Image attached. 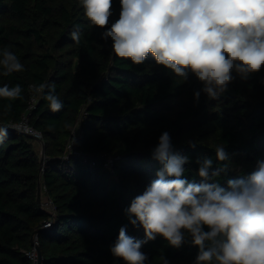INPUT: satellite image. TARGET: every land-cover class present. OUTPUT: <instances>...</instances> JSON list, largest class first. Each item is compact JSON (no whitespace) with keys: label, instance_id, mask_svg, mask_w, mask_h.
<instances>
[{"label":"trees","instance_id":"obj_1","mask_svg":"<svg viewBox=\"0 0 264 264\" xmlns=\"http://www.w3.org/2000/svg\"><path fill=\"white\" fill-rule=\"evenodd\" d=\"M120 11V0H112L106 27ZM104 30L88 21L80 0H0V59L7 47L24 66L7 76L0 66V87L22 88L17 99L0 97V127L7 128L0 140V264H32L25 252L33 237L42 264H124L110 247L121 227L145 239L126 209L156 179L162 165L152 149L165 131L174 151L189 158L183 166L189 182H202L198 159H212L210 172L227 165L215 178L225 188L264 161V67L247 79L234 72L227 90L210 99L193 74L184 80L151 55L139 65L117 57L112 41L101 38ZM73 31L80 33L79 43ZM40 84L55 85L61 110L53 112L43 98L48 88L32 91ZM83 110L87 115L79 122ZM24 115L42 135L43 164L31 137L7 127ZM73 139L76 153L68 151ZM218 146L228 161L217 160ZM107 158L112 168L105 166ZM39 183L52 214L38 204ZM46 222L52 225L43 228ZM141 251L146 264H163L161 257L194 264L199 249L188 236L179 248L157 236Z\"/></svg>","mask_w":264,"mask_h":264},{"label":"clouds","instance_id":"obj_2","mask_svg":"<svg viewBox=\"0 0 264 264\" xmlns=\"http://www.w3.org/2000/svg\"><path fill=\"white\" fill-rule=\"evenodd\" d=\"M80 4L88 21L105 29L101 38L112 41L117 57L139 65L151 55L157 65L184 80L193 74L210 99L227 90L234 72L247 79L264 67V0H120L119 19L110 27L112 0ZM71 36L79 43L78 31ZM2 57L3 75L23 70L9 48L2 50ZM31 87L39 94L49 89L43 98L53 112L63 108L54 84ZM21 93L20 85L0 87L2 98L17 99ZM194 97L198 101L200 91ZM6 137L7 128L0 127V140ZM189 145L196 146L192 141ZM215 152L218 161L229 160L223 146ZM152 156L162 167L126 209L130 223L142 226L145 239L137 240L121 227L110 247L114 257L124 264H146L143 244L161 236L179 248L188 236L199 249L194 264H264V161L246 177L228 180L225 188L215 178L227 165L210 172L213 161L207 157L197 160L202 182L185 179L183 166L189 158L174 151L167 131Z\"/></svg>","mask_w":264,"mask_h":264},{"label":"built area","instance_id":"obj_3","mask_svg":"<svg viewBox=\"0 0 264 264\" xmlns=\"http://www.w3.org/2000/svg\"><path fill=\"white\" fill-rule=\"evenodd\" d=\"M36 103L35 99H32V106L34 107V104ZM87 113L83 110L80 114L79 117V122L84 121V118H86ZM7 127L11 130L17 131L21 134H24L28 137H31L37 141H42V135L41 133L37 132L36 130H34L30 124H29V115H24L22 120L20 122H10L7 124ZM76 139H73V141H71L68 145V151L69 152H73L76 153L75 151V147H74V141ZM93 165H95V163H93ZM105 166L107 168H112L113 166V159L111 158H107V160L105 161ZM44 208V207H43ZM46 211H48L49 213H53V206L51 204V202L49 201V204L46 203V208H44ZM52 225L51 222H46L43 225V228H48ZM36 244L39 245L38 240L36 238ZM25 255L27 256V258L31 261L32 264H39V257H38V253H37V249L35 246H32V248L29 251L25 252Z\"/></svg>","mask_w":264,"mask_h":264},{"label":"water","instance_id":"obj_4","mask_svg":"<svg viewBox=\"0 0 264 264\" xmlns=\"http://www.w3.org/2000/svg\"><path fill=\"white\" fill-rule=\"evenodd\" d=\"M43 154H42V157H41V163L43 164V160L45 158V145H44V142H43ZM37 201H38V204L40 207H42V200H41V184L39 183L38 185V193H37ZM39 231H36V233H39ZM32 246H35L36 249H37V253H38V257H39V264H42V252H41V249L39 247V245L36 244V239L33 237L32 239Z\"/></svg>","mask_w":264,"mask_h":264},{"label":"rangeland","instance_id":"obj_5","mask_svg":"<svg viewBox=\"0 0 264 264\" xmlns=\"http://www.w3.org/2000/svg\"><path fill=\"white\" fill-rule=\"evenodd\" d=\"M31 142L34 145V148L36 150V152L38 153L39 157H42L43 154V141H37L33 138H31ZM41 200H42V207L46 208V203L49 204V200L43 196V194L41 193Z\"/></svg>","mask_w":264,"mask_h":264}]
</instances>
